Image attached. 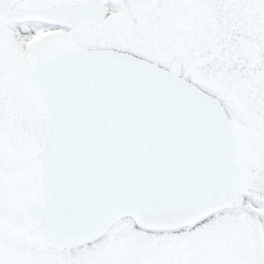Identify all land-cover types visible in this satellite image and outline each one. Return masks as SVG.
I'll return each mask as SVG.
<instances>
[{"label": "snow or ice", "instance_id": "obj_1", "mask_svg": "<svg viewBox=\"0 0 264 264\" xmlns=\"http://www.w3.org/2000/svg\"><path fill=\"white\" fill-rule=\"evenodd\" d=\"M0 264H264V0H0Z\"/></svg>", "mask_w": 264, "mask_h": 264}]
</instances>
